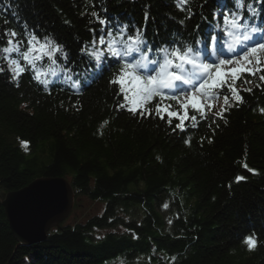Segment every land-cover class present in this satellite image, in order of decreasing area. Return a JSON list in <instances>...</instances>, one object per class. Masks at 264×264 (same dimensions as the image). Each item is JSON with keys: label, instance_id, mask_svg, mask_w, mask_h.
<instances>
[{"label": "trees", "instance_id": "1", "mask_svg": "<svg viewBox=\"0 0 264 264\" xmlns=\"http://www.w3.org/2000/svg\"><path fill=\"white\" fill-rule=\"evenodd\" d=\"M246 1L264 16V0ZM175 2L0 0V47L5 29L37 30L56 38L69 62L82 63L81 48L101 27L93 11L134 22L147 15V32L159 43L194 37L217 5L189 0L180 11ZM2 63L0 264H264L260 76L250 78L251 91L223 118L206 117L181 130L158 116L118 109L123 97L109 84L111 72L84 91L45 90L30 74L13 80ZM45 176L68 178L78 196L105 208L84 221L63 220L43 242L19 244L2 200ZM110 228L120 229L97 234ZM246 237L256 242L251 251Z\"/></svg>", "mask_w": 264, "mask_h": 264}, {"label": "snow or ice", "instance_id": "2", "mask_svg": "<svg viewBox=\"0 0 264 264\" xmlns=\"http://www.w3.org/2000/svg\"><path fill=\"white\" fill-rule=\"evenodd\" d=\"M188 3L189 0H176V6L180 11H185V5ZM244 7L245 0H233L231 9L218 7L213 12V20L219 17L221 23L212 24V31L207 37H198L192 44L174 42L171 47L158 48L157 51L162 53V57L152 60H149L147 55L152 50L151 46L144 39L141 29H136L134 34H128V26L123 25L113 31L107 19L101 18L93 11L91 15L101 25L100 35L98 40L94 35L91 46L86 45L81 48V52L88 55L95 62L94 67L98 69L101 68L106 56L115 59L119 64V72L109 80L110 85L118 86L117 95L123 97V102L117 104L118 109H126L134 116L148 118L153 116V109L148 105L158 98L159 102L154 109L155 116L164 120L166 115L170 126L173 119L179 120L175 128L183 130L186 120L197 119L196 115L189 117L190 107L202 118H206L205 108L208 112L212 110L215 106L214 101L219 98L216 90L224 86L228 87L236 101L242 103L243 97L234 86L236 80L240 79L244 72L252 76L264 72V64L259 57L260 53H264V28L242 22L244 16L241 9ZM247 7L250 9L251 5ZM188 13L190 18L191 9H188ZM181 23L183 24V21ZM220 33L228 37L227 51L233 56L238 55V59L222 58V50L218 47H213L210 53L214 54L212 60H208L204 55L208 51L209 42L219 43ZM257 35L260 36V40L255 39ZM3 36L7 39L6 46L0 47V60L7 62L8 70L13 73V80L18 79L26 69L33 73V80L44 85L45 90H48L51 82L48 79L49 74L55 75L57 71H62L69 80L72 79L71 75H68L72 69L66 66L68 54L51 38L44 37L41 40L34 33L25 32L24 36L18 39L15 29L10 31L5 29ZM201 43L204 47L197 48ZM133 53L140 54L139 58L127 59ZM250 57L255 58V68L251 66ZM53 65H56V68H53ZM150 65L156 67L150 68ZM231 65L235 66L227 67ZM3 70L0 68V72ZM229 79L232 81L231 84H228ZM259 80L261 83L256 85L257 88L264 85V75H260ZM244 83L251 81L245 80ZM71 86L79 90V79ZM164 101H175L182 111H173L172 104H166ZM224 104L228 105V96H224ZM226 110L222 107L216 115L223 118V112ZM261 112H264V109H261ZM107 123V120L104 121L101 127ZM242 179L243 177L236 178L237 182ZM164 207L167 208L168 205L165 204ZM244 242L250 251L256 246L253 237H246Z\"/></svg>", "mask_w": 264, "mask_h": 264}, {"label": "water", "instance_id": "3", "mask_svg": "<svg viewBox=\"0 0 264 264\" xmlns=\"http://www.w3.org/2000/svg\"><path fill=\"white\" fill-rule=\"evenodd\" d=\"M75 195L71 181L62 176L39 177L7 192L2 203L19 244L45 241L50 230L72 212Z\"/></svg>", "mask_w": 264, "mask_h": 264}, {"label": "rangeland", "instance_id": "4", "mask_svg": "<svg viewBox=\"0 0 264 264\" xmlns=\"http://www.w3.org/2000/svg\"><path fill=\"white\" fill-rule=\"evenodd\" d=\"M104 208H105V202L100 201V200L98 201H95L93 199L91 200L85 195L78 196L76 194L74 208L71 214L69 215V217L64 222L73 224L77 221H84L88 217L94 214L102 213ZM116 229L118 230L120 228L102 229V230H99L97 234L101 236V235H104L107 231L116 230Z\"/></svg>", "mask_w": 264, "mask_h": 264}, {"label": "bare ground", "instance_id": "5", "mask_svg": "<svg viewBox=\"0 0 264 264\" xmlns=\"http://www.w3.org/2000/svg\"><path fill=\"white\" fill-rule=\"evenodd\" d=\"M227 4H228V3H227ZM13 9H14V8H10V10H13ZM205 17H206V18H210V17H208V16H205ZM12 29H15L16 32L18 33V37H17L18 39L23 37V35H24V33H25L24 30H17L15 27H11V28L9 29V31L12 30ZM20 33H21V34H20ZM28 33H30V32H28ZM36 33L40 34L39 32H37V30H36ZM4 38H5V39H4L2 42L4 43L3 46H6V39H7V37H4ZM86 45L89 46V40L86 42ZM86 45H85V46H86ZM3 46H2V47H3ZM221 50H222V55H225V54L229 53V52L227 51V47H223V48H221ZM208 51H210V53L212 52V50H208ZM84 55H85V53H83L82 63H77V65L89 64V63L93 62L92 59H90V60H86L85 57H84ZM210 55L213 56L214 54H210ZM72 63H73V62H72ZM66 64H67V62H66ZM58 74H59V73H57V72H56L55 75L50 74V75L48 76V79L51 80V79H53V78L59 77L60 75H58ZM68 84H69L68 79H65V85H68Z\"/></svg>", "mask_w": 264, "mask_h": 264}]
</instances>
